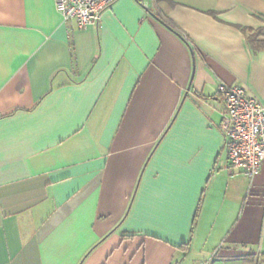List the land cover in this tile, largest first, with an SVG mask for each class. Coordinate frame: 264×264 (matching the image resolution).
Here are the masks:
<instances>
[{
    "label": "crops",
    "instance_id": "obj_1",
    "mask_svg": "<svg viewBox=\"0 0 264 264\" xmlns=\"http://www.w3.org/2000/svg\"><path fill=\"white\" fill-rule=\"evenodd\" d=\"M241 27L264 41V0H116L84 28L0 0V264H264V161L229 170L218 128L220 83L264 103Z\"/></svg>",
    "mask_w": 264,
    "mask_h": 264
},
{
    "label": "built area",
    "instance_id": "obj_2",
    "mask_svg": "<svg viewBox=\"0 0 264 264\" xmlns=\"http://www.w3.org/2000/svg\"><path fill=\"white\" fill-rule=\"evenodd\" d=\"M116 0H54L63 22L98 27L103 12ZM222 103L218 122L229 170L254 176L264 161V103L240 84L218 85Z\"/></svg>",
    "mask_w": 264,
    "mask_h": 264
},
{
    "label": "trees",
    "instance_id": "obj_3",
    "mask_svg": "<svg viewBox=\"0 0 264 264\" xmlns=\"http://www.w3.org/2000/svg\"><path fill=\"white\" fill-rule=\"evenodd\" d=\"M149 12H151L152 10H148ZM157 11V12H156ZM154 16L159 19L160 21H162L171 31H173L175 34H177L178 36H180L181 38L186 40V35L185 33L180 30L174 23H172L171 21L167 20L164 16H161V14L158 12V10H155L153 12ZM242 31L245 33L246 35V40L248 41L249 45L251 46V48H253L254 50H257L258 48H261L264 46V41H260L258 39H256V36L260 33V29H250L248 27H241ZM193 49L191 48V51ZM174 117V116H173ZM173 117L171 119V121L173 120ZM170 121V123H171ZM169 123V125H170ZM169 125H167L165 131L169 128ZM165 132H163L159 138L156 141V144L162 139L163 135ZM155 144V145H156Z\"/></svg>",
    "mask_w": 264,
    "mask_h": 264
}]
</instances>
